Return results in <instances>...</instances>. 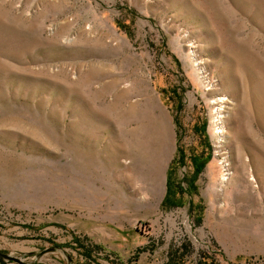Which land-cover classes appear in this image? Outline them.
Here are the masks:
<instances>
[{
	"label": "rangeland",
	"instance_id": "obj_1",
	"mask_svg": "<svg viewBox=\"0 0 264 264\" xmlns=\"http://www.w3.org/2000/svg\"><path fill=\"white\" fill-rule=\"evenodd\" d=\"M0 252L264 264V0H0Z\"/></svg>",
	"mask_w": 264,
	"mask_h": 264
},
{
	"label": "bare ground",
	"instance_id": "obj_2",
	"mask_svg": "<svg viewBox=\"0 0 264 264\" xmlns=\"http://www.w3.org/2000/svg\"><path fill=\"white\" fill-rule=\"evenodd\" d=\"M221 100V99H220ZM222 101V100H221ZM223 109L224 108H222V106H220L219 108L217 107V109H216V113H217V115H216V120H218L219 122H218V124H219V130H218V132H219V134H222V132H223V130H222V125H220V124H222V122H223V120H222V118L224 117L223 116ZM222 137V136H221ZM225 179V178H224Z\"/></svg>",
	"mask_w": 264,
	"mask_h": 264
},
{
	"label": "water",
	"instance_id": "obj_3",
	"mask_svg": "<svg viewBox=\"0 0 264 264\" xmlns=\"http://www.w3.org/2000/svg\"><path fill=\"white\" fill-rule=\"evenodd\" d=\"M2 258L8 259V260H13V261H16V262H20V263H22L20 259H18V258H16V257L12 256V255H10V254L0 252V260H1ZM22 264H25V263H22Z\"/></svg>",
	"mask_w": 264,
	"mask_h": 264
},
{
	"label": "trees",
	"instance_id": "obj_4",
	"mask_svg": "<svg viewBox=\"0 0 264 264\" xmlns=\"http://www.w3.org/2000/svg\"><path fill=\"white\" fill-rule=\"evenodd\" d=\"M179 191L181 192V190H179ZM167 193H168V191H167ZM162 205L163 206H171V205H173V202L169 199L168 196H165V198L162 201Z\"/></svg>",
	"mask_w": 264,
	"mask_h": 264
}]
</instances>
